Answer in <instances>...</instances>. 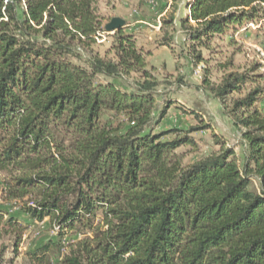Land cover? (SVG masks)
<instances>
[{
	"label": "trees",
	"instance_id": "trees-1",
	"mask_svg": "<svg viewBox=\"0 0 264 264\" xmlns=\"http://www.w3.org/2000/svg\"><path fill=\"white\" fill-rule=\"evenodd\" d=\"M188 10L181 23L206 46L258 23L264 0H193ZM104 32L95 0H0L7 200L69 237L64 246L28 251L29 264H52L57 246L67 249L63 264H264V109L257 106L264 88L231 102L247 143L242 162L224 146L185 164L178 149L193 140L155 130L170 104L156 116L158 82L132 34L115 32L117 60L91 50L87 66L77 61ZM131 73L141 77L134 87L114 82ZM246 78L233 73L217 87L207 77L204 84L225 102L243 92ZM6 227L18 234L17 252L24 227L0 210Z\"/></svg>",
	"mask_w": 264,
	"mask_h": 264
},
{
	"label": "rangeland",
	"instance_id": "rangeland-1",
	"mask_svg": "<svg viewBox=\"0 0 264 264\" xmlns=\"http://www.w3.org/2000/svg\"><path fill=\"white\" fill-rule=\"evenodd\" d=\"M192 1L95 0V5L104 29L113 18H122L125 21L123 29L135 37L139 49L146 55L147 69L158 82L156 116L170 104L164 119L155 124V130L177 129L182 136L187 134L193 140L178 149L184 156V163L207 157L224 146L234 148L242 162L247 143L231 114V102L254 88H264V17L258 23L240 26L235 33L230 32L224 37L215 35L206 46L200 45L190 38L188 28L181 23V18L189 14L188 4ZM115 32L105 30L103 38H98L90 49L80 51L77 61L87 66L91 50L107 59L117 60ZM233 73L246 75L243 92L232 93L222 102L206 87L204 79L207 77L217 87ZM100 80L110 79L100 76ZM139 80V74L131 73L114 82L134 87ZM257 106L264 109V95ZM207 124L208 128H205ZM200 126L201 129L191 131ZM61 130L63 134L59 135L72 144V136L64 127ZM175 135L172 133L165 139H173ZM254 181V187L258 188V181ZM0 210L16 216L24 227L17 252L13 250L17 232L9 227L0 230V262L4 258L6 264H29L28 251L49 242H61L64 246L69 240V237L61 240L58 226L49 219L33 220L21 206L7 200L6 177L1 173ZM66 254V248L53 247L52 264H63Z\"/></svg>",
	"mask_w": 264,
	"mask_h": 264
},
{
	"label": "water",
	"instance_id": "water-1",
	"mask_svg": "<svg viewBox=\"0 0 264 264\" xmlns=\"http://www.w3.org/2000/svg\"><path fill=\"white\" fill-rule=\"evenodd\" d=\"M124 27L125 21L120 17H115L105 26V30L108 33H114Z\"/></svg>",
	"mask_w": 264,
	"mask_h": 264
},
{
	"label": "built area",
	"instance_id": "built-area-1",
	"mask_svg": "<svg viewBox=\"0 0 264 264\" xmlns=\"http://www.w3.org/2000/svg\"><path fill=\"white\" fill-rule=\"evenodd\" d=\"M104 34V33H103ZM103 34H101V37L103 38Z\"/></svg>",
	"mask_w": 264,
	"mask_h": 264
}]
</instances>
